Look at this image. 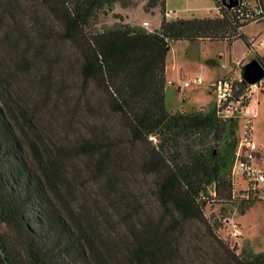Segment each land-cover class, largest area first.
Returning <instances> with one entry per match:
<instances>
[{
    "label": "trees",
    "instance_id": "trees-1",
    "mask_svg": "<svg viewBox=\"0 0 264 264\" xmlns=\"http://www.w3.org/2000/svg\"><path fill=\"white\" fill-rule=\"evenodd\" d=\"M127 1L0 0V59L22 76L38 68L44 96L62 100L78 127L73 145L34 135L31 164L8 118L17 110L0 109V264H187L193 226L216 239L222 225L205 217L207 205L234 202L238 123L215 106L168 109L166 57L173 41L242 39L249 48L241 30L253 11L213 0L212 16L167 20L165 0H145L149 13L159 8L157 30L121 16L94 26ZM249 2L264 11L263 0ZM52 43L73 51L53 61ZM80 181L97 187L95 206ZM257 196L239 198L242 211ZM237 250L217 239L215 263L264 264V252Z\"/></svg>",
    "mask_w": 264,
    "mask_h": 264
},
{
    "label": "rangeland",
    "instance_id": "rangeland-1",
    "mask_svg": "<svg viewBox=\"0 0 264 264\" xmlns=\"http://www.w3.org/2000/svg\"><path fill=\"white\" fill-rule=\"evenodd\" d=\"M145 0H128L127 7L116 3L107 16L102 14L94 21V26L111 27L120 23L116 16H121L122 22L132 27L144 28L147 31L157 30L161 15L159 8L153 9V14L145 8ZM165 8L174 14L166 17L191 19L205 18L215 10L213 0H165ZM147 24V26H145ZM246 38L253 42L259 59L264 64V45H258V40L264 38V21L251 23L242 29ZM70 46L64 43H52L47 52L54 55L70 51ZM247 46L242 39L232 43L227 41H173L166 57V105L171 111H199L214 108L216 99L210 87L217 79L227 77L234 64L243 61V66L253 60V54L246 55ZM227 68L222 69L221 65ZM40 70L36 68L31 76H22L9 65L5 57L0 59V109L8 112V106L17 110L10 111L9 121L21 141L27 160L32 163L29 144L34 135L46 145L65 141L73 145L77 137L78 127L70 124L67 118V106L62 100L48 99L44 96L39 82ZM202 77L200 85L184 87V82ZM72 83L68 86H70ZM180 87V90L178 88ZM256 116L254 119V141L256 156L252 159L254 171L264 174V92L253 96ZM9 114V113H8ZM32 123V124H31ZM33 125V129L29 128ZM243 122L240 121L237 136L242 135ZM37 140V139H36ZM153 140V139H152ZM154 142V140H153ZM238 184L234 187V202L211 203L204 210L205 217L213 223L222 220L221 227L215 231V237L196 224L191 231L193 239L190 245H184L188 264H216L215 248L217 239L232 247L236 244L237 252L242 246H248L255 254L264 252V181L258 182V196L254 203L245 211L246 204L239 200L245 196L244 189L248 182L237 176ZM82 198L85 204L93 207L101 200L100 193L93 183L80 181ZM85 187V188H84ZM80 194V193H79ZM194 232V233H193ZM187 252V253H186ZM204 262V263H203Z\"/></svg>",
    "mask_w": 264,
    "mask_h": 264
},
{
    "label": "built area",
    "instance_id": "built-area-1",
    "mask_svg": "<svg viewBox=\"0 0 264 264\" xmlns=\"http://www.w3.org/2000/svg\"><path fill=\"white\" fill-rule=\"evenodd\" d=\"M250 6L253 11L251 16L252 23H257L264 19V11L256 5H252L249 0H238L236 6ZM172 11H166L165 16L171 17ZM147 26V24H145ZM249 54H255L253 42L250 43ZM264 44V38L258 40V45ZM243 62L234 64L231 75L219 78L210 87L215 95V109L217 115L225 120H235L238 125L242 121V135L238 137L235 149V159L232 167V177L235 187L238 184L237 176L243 177L248 182V188L244 189L245 197L252 193L257 195L258 182L264 181V174L260 171H254L251 167L252 159L256 156V145L254 142V119L256 116L255 105L252 103L253 96L257 92H264V77L254 84L246 83L242 76ZM222 69H226L227 65L222 64ZM202 77H196L190 81L184 82V87L202 84ZM154 139V138H153Z\"/></svg>",
    "mask_w": 264,
    "mask_h": 264
},
{
    "label": "water",
    "instance_id": "water-1",
    "mask_svg": "<svg viewBox=\"0 0 264 264\" xmlns=\"http://www.w3.org/2000/svg\"><path fill=\"white\" fill-rule=\"evenodd\" d=\"M228 8L237 5L238 0H221ZM242 76L246 83L254 84L264 77V67L258 60H252L244 65Z\"/></svg>",
    "mask_w": 264,
    "mask_h": 264
},
{
    "label": "crops",
    "instance_id": "crops-1",
    "mask_svg": "<svg viewBox=\"0 0 264 264\" xmlns=\"http://www.w3.org/2000/svg\"><path fill=\"white\" fill-rule=\"evenodd\" d=\"M264 1V0H263ZM167 11V10H166ZM216 13V8H215V10H214V12L213 13H211L209 16H212L213 14H215ZM173 19H175V18H173ZM244 28V27H243ZM242 28V29H243ZM158 29V28H157ZM241 32H242V30H241ZM242 34H243V32H242ZM244 35V34H243ZM245 36V35H244ZM246 37V36H245ZM248 40V39H247ZM249 41V40H248ZM250 43H252L251 41H249ZM264 45V44H263ZM262 45V46H263ZM254 50H255V47H254ZM249 52V49H248V47H247V52H246V55L247 56H250L251 54H249L248 53ZM254 55H257V53H256V51H255V54H253V56ZM261 61H262V59H261ZM238 62H243L242 60L241 61H238ZM262 64H263V61H262ZM263 67H264V64H263ZM231 75V72H230V74L228 75V76H230ZM212 86V85H211ZM178 90H180V87L178 88ZM255 142V141H254ZM256 145V144H255Z\"/></svg>",
    "mask_w": 264,
    "mask_h": 264
}]
</instances>
